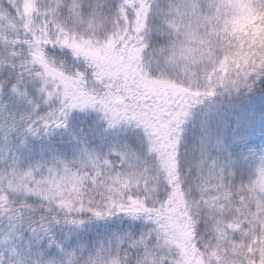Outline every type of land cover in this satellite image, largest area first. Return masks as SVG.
<instances>
[{
    "label": "snow or ice",
    "instance_id": "obj_1",
    "mask_svg": "<svg viewBox=\"0 0 264 264\" xmlns=\"http://www.w3.org/2000/svg\"><path fill=\"white\" fill-rule=\"evenodd\" d=\"M257 95L264 0H0V213L30 233L6 264H264V148L247 181L210 130L185 157L197 105Z\"/></svg>",
    "mask_w": 264,
    "mask_h": 264
},
{
    "label": "trees",
    "instance_id": "obj_2",
    "mask_svg": "<svg viewBox=\"0 0 264 264\" xmlns=\"http://www.w3.org/2000/svg\"><path fill=\"white\" fill-rule=\"evenodd\" d=\"M63 50L55 49L54 52L60 55ZM61 58H63L61 56ZM66 62L70 63V60ZM252 94L250 93L249 96ZM223 101L225 113L222 116V122L219 126L214 128L211 132L213 135V145H215V138L219 137L224 145L227 146V151L232 153L235 158H238L240 163L234 167L236 172L237 182L242 178L247 181L250 173L259 163V157L261 155L260 149L264 146V99L259 95L255 97L253 101H237L230 99L227 96L220 97ZM0 104L8 107L9 110L15 111V104L9 102L6 98L0 96ZM242 105L238 108L235 105ZM8 113L4 110V107H0V122H3L7 118ZM261 128L260 130H258ZM258 130V131H257ZM63 130L58 131L54 140L59 143L62 139ZM66 139V134L63 136ZM108 140L112 139L108 135ZM29 142L35 149H39L41 140L38 137H30ZM12 149V142L5 141L3 130L0 129V170L8 167L11 161L8 159L9 150ZM249 149H252L250 152ZM23 162V166L27 167L28 163L32 162V157L28 155L26 151L16 153ZM116 154L113 153V156ZM199 149L190 148L185 154L187 160H194L199 158ZM30 200H35V197H30ZM101 227H108L115 229L123 226L129 227L130 218H125L123 221L118 217L111 218L107 225L104 222H100ZM132 224H140L139 221L131 222ZM96 222H92V229L96 228ZM18 227V226H17ZM14 227L10 223L8 217L0 213V264H6L10 259H24L29 249V232L16 233ZM7 241V242H6ZM11 247H16L21 253L20 256H14L10 250Z\"/></svg>",
    "mask_w": 264,
    "mask_h": 264
},
{
    "label": "rangeland",
    "instance_id": "obj_3",
    "mask_svg": "<svg viewBox=\"0 0 264 264\" xmlns=\"http://www.w3.org/2000/svg\"><path fill=\"white\" fill-rule=\"evenodd\" d=\"M208 109H209V102L207 101L203 105H197L196 108L194 109V118L193 120L189 121L186 127V131H185V140H186L187 149H190L193 147L198 149L200 137L203 134V132L206 129L212 131L213 128H216L217 126L220 125L221 123L220 118H221V115L223 114V109L221 108V105L218 111L216 110L215 107H213L212 115L209 117H206L204 113L207 112ZM93 117L95 118V113L92 114L91 118ZM260 129L261 128H259L258 130ZM108 134L113 139L117 138L116 136L112 134L111 130L109 131ZM120 135L133 137L134 139L133 132L131 130L127 133H120ZM189 144H192V146L189 147Z\"/></svg>",
    "mask_w": 264,
    "mask_h": 264
}]
</instances>
